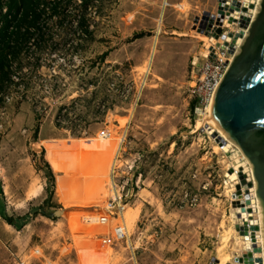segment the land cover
<instances>
[{
	"label": "rangeland",
	"instance_id": "obj_1",
	"mask_svg": "<svg viewBox=\"0 0 264 264\" xmlns=\"http://www.w3.org/2000/svg\"><path fill=\"white\" fill-rule=\"evenodd\" d=\"M216 5L73 0L61 16H43L45 42L29 40L0 104V207L50 217L18 233L0 216V264H246L248 160L200 119L189 94L206 40L195 17ZM75 178L82 199L71 197ZM95 180L102 189L86 198ZM116 187L128 194V237L104 247L98 218Z\"/></svg>",
	"mask_w": 264,
	"mask_h": 264
},
{
	"label": "water",
	"instance_id": "obj_2",
	"mask_svg": "<svg viewBox=\"0 0 264 264\" xmlns=\"http://www.w3.org/2000/svg\"><path fill=\"white\" fill-rule=\"evenodd\" d=\"M246 24V23H245ZM221 32V30H218ZM211 119L244 152L256 181L264 244V0L210 106ZM246 180L243 178V183ZM249 187H253L251 182ZM247 233V232H246ZM256 254L260 247L254 239ZM252 264L254 253L245 252ZM259 262L262 257H257Z\"/></svg>",
	"mask_w": 264,
	"mask_h": 264
},
{
	"label": "built area",
	"instance_id": "obj_3",
	"mask_svg": "<svg viewBox=\"0 0 264 264\" xmlns=\"http://www.w3.org/2000/svg\"><path fill=\"white\" fill-rule=\"evenodd\" d=\"M261 1L217 0L214 9L203 10L195 17L194 31L206 37L202 60L198 64L196 63L199 73L189 89L191 100L195 101L196 114L199 110L207 112L208 105L212 102L219 84L249 32ZM168 5L170 4L168 3ZM175 6L180 8L182 3ZM219 29L221 32L218 31ZM121 138L118 152L122 151L127 140L126 135ZM115 166V164L112 166L110 172L113 182L117 186L118 174H116ZM117 187L98 218V224L107 227L103 231L101 239L104 247L120 243L128 237L125 222L128 194H124ZM115 218L116 221L118 219L117 223H112ZM19 264L26 263L21 261Z\"/></svg>",
	"mask_w": 264,
	"mask_h": 264
},
{
	"label": "trees",
	"instance_id": "obj_4",
	"mask_svg": "<svg viewBox=\"0 0 264 264\" xmlns=\"http://www.w3.org/2000/svg\"><path fill=\"white\" fill-rule=\"evenodd\" d=\"M73 0H0V104L5 100V92L15 83L13 77L14 64L21 60L20 56L27 43L32 38L37 47L41 48L44 41V29L41 27L43 16L47 13L52 16H61L63 10ZM89 0H81L86 7ZM86 19H79L80 27L85 26ZM192 108L195 101L191 100ZM47 176L54 182L53 169L46 161ZM0 185V194H3ZM51 202V196L46 200L47 206ZM38 214L50 215L42 207L34 209L33 213L13 216L6 209L0 207V216L17 230H21L30 219Z\"/></svg>",
	"mask_w": 264,
	"mask_h": 264
},
{
	"label": "bare ground",
	"instance_id": "obj_5",
	"mask_svg": "<svg viewBox=\"0 0 264 264\" xmlns=\"http://www.w3.org/2000/svg\"><path fill=\"white\" fill-rule=\"evenodd\" d=\"M259 8H260V6L257 8V11H258ZM205 39H206V37H205ZM155 49H156V47L154 46L153 47L152 54H151V57L149 58L150 59L149 60V65L153 61L154 54H155ZM211 103L208 105L207 112H204V111H201V110L198 111V114L200 115V119H203L204 118L205 120H208L207 123H209L211 125L210 129L213 132L214 131L217 132L219 134V138L221 137V138H223V140L227 141L228 144L230 143V144H233V145L237 146L238 148H240L211 119V116H210V106H211ZM199 121H201V120H199ZM243 154H244V152H243ZM245 157H246V155H245ZM246 159L248 160L247 157H246ZM241 167L242 166H239L238 169H240ZM247 169H249V172H250L249 179H250V182L253 184V187L252 188L249 187V184H248V186L245 188V189H247L246 190L247 191V194L245 195V201H247L246 202V208L240 209V212L243 213L242 214L243 215V221L244 222H248L247 225L249 227V229H248V231L246 233L247 235L245 236V237H247L245 239L246 242H247L246 243V250L251 249V251L254 253L253 259L250 260L252 264H258V263L259 264H264V244H263V231H262L261 212H260V206H259V200H258V194H257L256 181H255V177H254L252 165H251V163H250L249 160H248ZM254 212H255V215L253 214ZM125 220H127V219H125ZM252 223H254V224H252ZM254 239L257 241V243L259 244V247L261 249L260 252H259V254H256L255 247H254L256 242H254ZM248 251H250V250H248ZM248 251H246V252H248ZM258 256L263 258V261L262 262H258L257 261V257ZM219 264H224V261H222V259H220ZM246 264H248V263H246Z\"/></svg>",
	"mask_w": 264,
	"mask_h": 264
},
{
	"label": "crops",
	"instance_id": "obj_6",
	"mask_svg": "<svg viewBox=\"0 0 264 264\" xmlns=\"http://www.w3.org/2000/svg\"><path fill=\"white\" fill-rule=\"evenodd\" d=\"M46 140V139H45ZM44 141V140H43ZM43 153V152H42ZM37 156H38V158H40L41 159V157L42 156H44V155H42L41 154V152L40 151H37ZM42 160H43V158H42ZM45 160V159H44ZM46 161H48V159H47V157H46ZM45 161V162H46ZM49 162V161H48ZM50 163V162H49ZM46 164V163H45ZM51 165V164H50ZM103 165L104 164H101V160H100V158H98L97 156L94 158V161H92V163L90 164V166H91V170H92V173L93 174H97V178L99 177V174H103V173H105V167H103ZM51 167H52V165H51ZM67 169L65 170L66 172H65V174H74V175H76V174H79V169H77L76 168V166H74V165H70V166H65ZM41 170H42V168H40ZM52 169H53V167H52ZM70 169V170H69ZM73 169H75V170H73ZM55 171H54V169H53V173H54ZM54 177H55V173H54ZM99 179V178H98ZM81 180V183L79 184V183H77V181H76V178L75 179H72L70 182H68L69 184H68V186L70 185L71 187L72 186H76V188H77V193L76 194H72L71 195V197L72 198H74V199H82V198H84L85 197V195L83 194V188H84V186H83V180L82 179H80ZM74 181H76V182H74ZM99 184H102V186H103V183H101V181L100 180H95V181H93L91 184H87V186L89 187V189H90V193H88L87 195H86V198H90V197H94V196H96V195H98V193L101 191V189H102V186L100 187L99 186ZM85 189V188H84ZM79 190L81 191L80 193H78L79 192ZM3 191H4V189H3ZM8 226H10V228H12L13 230H15L16 232H18V233H20L21 232V230H17L14 226H12V225H10V224H8Z\"/></svg>",
	"mask_w": 264,
	"mask_h": 264
}]
</instances>
